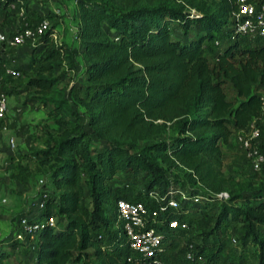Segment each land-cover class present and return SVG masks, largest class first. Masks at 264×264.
Returning <instances> with one entry per match:
<instances>
[{"label": "trees", "instance_id": "trees-1", "mask_svg": "<svg viewBox=\"0 0 264 264\" xmlns=\"http://www.w3.org/2000/svg\"><path fill=\"white\" fill-rule=\"evenodd\" d=\"M18 1L0 0L3 18ZM234 2L75 0L78 35L88 60L83 70L85 85L77 89L80 94L76 100L87 107L90 131L77 122L79 113L55 86L53 71L70 50L54 45L50 24L34 42L28 67L35 65L36 73L24 87L53 93L41 96L40 102L47 115L62 126L56 137L47 136L43 146L32 152L51 186L50 191H44L43 208L29 218L41 225L33 235L37 239L35 264H92L89 257L98 264H152L131 256L124 240L114 239L110 248V236L119 231L111 230L118 225L112 207L118 198L142 201L151 207L155 203L148 192L161 196L169 186L186 188L189 196H202L213 207L218 205L208 231L220 230L226 223L238 224L237 240L242 245L248 241L258 244V264H264V242L258 234L264 230V175L256 182L249 176L225 177L217 157L231 134L235 138L236 132L252 121L257 124L264 113L259 99L264 90V42L241 36L222 42L219 37L229 38V29L222 30L230 22ZM10 17L5 26L13 28L22 22L32 26L46 18L29 20L19 11ZM101 23L115 32V40L102 34ZM175 26L180 38L173 36ZM243 40L247 44H242ZM10 78L3 76V81ZM224 85L231 88L235 99L227 98ZM4 92L8 96L6 88ZM91 136L117 140L93 150ZM148 140L152 141L139 145ZM259 151L264 154L261 143ZM17 167V177L24 182L27 168ZM175 169L182 178L177 174L168 177ZM138 174H143V189L126 195L124 191L134 188ZM117 175L122 184L113 190L109 182ZM220 192L227 198H217ZM186 216L173 215L188 225ZM48 217L55 219L52 227L45 223ZM178 232L169 235L168 247ZM11 241L22 244L14 237ZM193 249L200 255L196 246ZM8 256L0 250V264ZM214 256L215 251L205 264L213 263ZM176 257L167 254L166 260L198 264L204 259L186 262L183 254Z\"/></svg>", "mask_w": 264, "mask_h": 264}, {"label": "rangeland", "instance_id": "rangeland-1", "mask_svg": "<svg viewBox=\"0 0 264 264\" xmlns=\"http://www.w3.org/2000/svg\"><path fill=\"white\" fill-rule=\"evenodd\" d=\"M17 11L22 12V15L29 20L46 17L49 24L52 25L50 37L54 45L61 44L62 48L70 50L63 55L61 65L53 71L56 76L55 86L57 89L63 90L72 108L79 113L77 122L83 126V129L90 131L91 129L86 126L87 107L76 100L80 94L77 89L85 85L83 70L88 60L85 58L83 45L78 35L79 8L75 0H19L17 7L9 10V17L4 16L3 18L0 12V32L5 31V25L9 23V20H12L10 16L14 17ZM6 17H8L7 20ZM229 28V23H226L222 31ZM100 30L103 35L116 39L115 32L108 30L105 24H100ZM173 36L180 38L179 27H174ZM219 37L222 42L234 40L226 38L222 34ZM242 44H247V42L243 40ZM249 44L255 43L250 42ZM32 47V44L26 43L18 49L0 50V58L8 63L13 60L14 62L11 64L16 65L20 70L18 77L5 79L3 83H0L3 90L7 89L8 94V111L0 126V250L9 253V256L3 260L4 264H35L34 250L37 249V239L33 236L22 244H14L11 241L15 230L14 221L22 215L34 218L38 212L35 202L38 200L39 193L51 190L43 173L44 168L38 164V160L32 156V152L43 146V139L47 136L56 137L62 129V126H58L47 115L46 108L40 102L41 96H52L53 93L42 94L35 88L24 87L26 80L36 73L35 65L31 68L28 67ZM223 90L227 98L235 99L229 86L224 85ZM70 120L74 119L70 118ZM256 125L261 132V144L264 145V113L260 120H257ZM9 140H12L13 147L10 146ZM115 140L117 139L113 137L99 139L91 136L89 146L93 150H98ZM151 141L139 142V145ZM217 157L221 163V172L225 177L247 178L246 176H249L251 181L256 182L264 175L262 169L260 171L250 169L233 134L228 142L221 144ZM18 165L27 168L24 182H21L17 177ZM173 174L182 178L179 170L175 169L167 173L169 178ZM143 179V174H138L134 188H126L124 193L130 196L136 190H142ZM121 184L119 175L109 182L113 190L120 188ZM181 190L185 191L186 188ZM217 211L218 205L213 207L211 201H207L205 198L198 199L187 212L188 229L174 235L173 243H170L167 254H175L176 258L180 259L186 242L191 241L196 246V251L204 258L198 264L209 262V254L213 251H215V256L211 264H258L259 245L253 244L251 241L242 245L236 238L238 224L226 223L220 230L208 231L213 227ZM54 220L53 218L52 221L54 222ZM117 228L119 225L112 226L111 230H117ZM258 232L259 239L264 242V230ZM114 239L124 240L120 232L117 231L114 236H110V248L113 246ZM102 248L104 249L105 245H102ZM87 251L92 252V249L88 248ZM89 261L92 264H98L94 257H89Z\"/></svg>", "mask_w": 264, "mask_h": 264}, {"label": "built area", "instance_id": "built-area-1", "mask_svg": "<svg viewBox=\"0 0 264 264\" xmlns=\"http://www.w3.org/2000/svg\"><path fill=\"white\" fill-rule=\"evenodd\" d=\"M234 3L235 7L229 16V38L241 36L251 41L264 42V0H235ZM190 12L194 13V10L191 9ZM48 28L49 21L42 18L32 26L22 22L10 32H0V50L14 49L25 43L33 45ZM217 42V40L214 41L215 44ZM0 69L2 70L0 83L4 82L3 76L15 78L20 75L15 65L4 62L1 58ZM259 99L264 108V90L261 91ZM7 111V95L0 86V126ZM260 136L261 132L255 121H252L247 128L235 133V142L242 150L244 159L252 171L264 169V154L259 151ZM9 144L13 147L12 140H9ZM148 196L155 205L150 207L142 201H128L121 198L114 200V212L119 225L117 229L124 239L126 248L132 253L131 256L137 255L152 264H174L166 260L169 235L186 230L188 225L184 219H178L173 215L186 214L189 210L188 205L195 204L202 196H189L186 191L172 186H169L161 196L156 191H149ZM45 197L44 191L39 193L38 200L35 202L37 210L43 208ZM216 197L226 199L227 194L220 192L216 194ZM14 223L13 237L19 242L32 238L41 227L39 223L30 221L24 215L19 216ZM45 223L49 227L54 225L51 217L46 218ZM183 259L186 262H192L194 259L201 260L202 256L195 254L192 243H187L184 247Z\"/></svg>", "mask_w": 264, "mask_h": 264}, {"label": "crops", "instance_id": "crops-1", "mask_svg": "<svg viewBox=\"0 0 264 264\" xmlns=\"http://www.w3.org/2000/svg\"><path fill=\"white\" fill-rule=\"evenodd\" d=\"M12 28H13V25L10 24V25L5 27V31L12 30ZM10 63H13V62H10Z\"/></svg>", "mask_w": 264, "mask_h": 264}]
</instances>
